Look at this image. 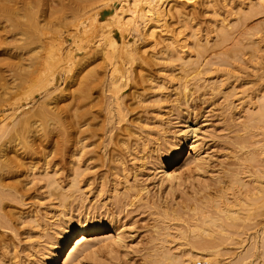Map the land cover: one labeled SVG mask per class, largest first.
Instances as JSON below:
<instances>
[{
  "label": "bare ground",
  "instance_id": "1",
  "mask_svg": "<svg viewBox=\"0 0 264 264\" xmlns=\"http://www.w3.org/2000/svg\"><path fill=\"white\" fill-rule=\"evenodd\" d=\"M239 2L233 20L227 12L236 8L222 9L220 0H0V264H118L142 213L166 222L144 240L155 251L144 264H222L217 253L228 234L240 249L229 264H264L257 218L264 204V89L236 99L237 85L213 72L228 74L245 62V41L233 30L264 4ZM206 13L216 15L210 31L199 27ZM231 39L234 54L225 46ZM158 70L170 71L169 78ZM204 89L223 98L218 112L210 109L229 130L230 161L214 164L206 144L215 123L203 104L200 118L193 116L192 101ZM150 98L167 104L141 114ZM46 143H54V156ZM229 180L230 206L222 203L224 191L198 199ZM176 191L189 195L176 201ZM182 206L190 211L173 233L170 220L183 217ZM246 228L254 230L244 238ZM172 236L189 246L173 251Z\"/></svg>",
  "mask_w": 264,
  "mask_h": 264
},
{
  "label": "rangeland",
  "instance_id": "2",
  "mask_svg": "<svg viewBox=\"0 0 264 264\" xmlns=\"http://www.w3.org/2000/svg\"><path fill=\"white\" fill-rule=\"evenodd\" d=\"M221 2H222V4H220V7L222 8V6H224L223 4L225 3L226 5L228 4V5H230L229 6V8L227 7V6H224V9H230V7H231V9L230 10H232V7H235L236 9H234L235 11H230V14H229V12H227L228 13V15H229V18L230 17H232L233 15H234V13H235V15H236V10H237V7H236V5L238 4L239 5V1H242V0H233V2H230V1H232V0H229V3H227V1H224V0H220ZM244 2L241 4V6H243V4H244V6H247L248 7V5H251V4H253V2H256L257 0H243ZM259 1H261V0H259ZM258 1V3L256 2V6H257V8H261V7H259V5L261 4V5H263L264 4V0L260 3ZM236 2V3H235ZM249 3H251V4H249ZM197 6H199V4H197ZM252 6V5H251ZM255 6V7H256ZM264 7V6H263ZM253 8H254V4H253ZM223 9V8H222ZM249 9H252L251 7L249 8ZM262 9V8H261ZM263 11L262 12H259L260 10L258 9V12H257V10H251L252 12H251V14H248V17L244 20V22L243 23H245V22H247V23H245L244 25H243V27H242V23H241V28L240 29H237L236 31H235V29L236 28H238V26L240 27V24L239 25H237V27L233 30V37H235L234 39H236V37H237V39H244V44H245V47L243 48L244 50L242 51V53H240L241 54V56H243V58H244V61L246 62H244L242 65L243 66H241L240 65V63H236V64H234V66L232 67V68H234V69H232L233 71H231V72H229L228 74H223V72L222 71H220V70H218V71H213V72H215L214 74H218V75H220L221 77L220 78H224V81L226 82V83H231V84H234L237 88V91H238V93H237V97H235L236 99L238 98V96H239V98L241 97V95L244 97V95H246L245 97L246 98H244V99H249V97L250 96H254L255 95V93L257 92V91H259L260 89H264V8L262 9ZM221 11H223V10H221ZM257 12V13H256ZM209 13H212V12H209ZM250 13V12H249ZM205 14V13H204ZM213 14V13H212ZM223 14H225V13H223ZM208 15V16H207ZM226 15V14H225ZM213 16H216L215 14L213 15ZM213 16H211L210 14H207L206 13V16L204 17L203 15H202V21H204L203 22V24H200L199 25V27L202 29H204V27H208V28H205V30L207 31V29H208V31H210V24H211V22H209L210 20H211V18L213 17ZM237 16V15H236ZM204 18V19H203ZM234 18H236L235 16L234 17H232L231 19H233L234 20ZM230 19V20H231ZM202 21H201V23H202ZM235 22V21H234ZM208 23H210L209 24V26H206V25H208ZM237 23V22H236ZM244 28H246V31H244V32H242L243 30H244ZM205 30H202L203 31V33H205ZM187 31H188V29H187ZM190 32V29H189V31H188V33ZM212 32H214L215 33V31H211V33L210 32H207L208 33V35H209V37L212 39L211 40V43L215 40V39H213L214 37H216V34H214L213 33V38H212ZM236 32V33H235ZM244 34V35H241L242 33ZM187 33V32H186ZM211 35H210V34ZM241 33V34H240ZM244 36V37H243ZM230 40L229 42H227V44L225 45L228 49V51H232V49H233V47H234V44L232 45V43L234 42L235 43V41L236 40ZM192 40V39H191ZM190 40V41H191ZM233 41V42H232ZM232 42V43H231ZM231 43V44H230ZM189 46V45H188ZM191 47V46H190ZM226 47L225 48H222V47H218V48H216V51H218L219 52V50H221L222 49V51L225 49L226 50ZM191 49V48H190ZM188 47H187V49H186V51H189L190 50ZM234 49H235V47H234ZM233 51H235V50H233ZM232 51V52H233ZM232 52H231V54L230 55H232ZM230 53V52H229ZM229 53L226 51V53L225 54H228L229 55ZM233 54H234V52H233ZM159 66H161V65H158V66H156L155 65V68H157L158 69V67ZM217 67V66H216ZM230 68V67H229ZM237 69V70H236ZM235 70V71H234ZM170 73V71H165V70H158V72H157V74L159 75V76H161L162 78L165 76L166 77V75H167V78H169L168 76L170 75L169 73ZM176 72H179V70H176ZM213 72H209L210 74H207V76H209V75H214L213 74ZM218 72V73H217ZM167 73V74H166ZM212 73V74H211ZM220 73V74H219ZM222 73V74H221ZM231 73V74H230ZM223 75V76H222ZM164 77V78H165ZM229 77V78H228ZM230 80H232V81H230ZM144 84H147V83H144ZM233 85V86H234ZM171 87V86H170ZM168 88L167 90L166 89H164L165 91H166V94L169 96V98L170 99H172V98H174L175 97V94L173 93V91H174V89L173 88ZM243 89H245V91L243 90ZM210 91L212 90V89H209ZM209 90H207V92L205 91V89L204 90H200V91H198V93H196V97L194 98V100L192 101V103H196V105L197 106H195V107H197L196 108V114L194 113V115L193 116H198L197 118L199 119L200 118V115H201V112L202 111H204V109L207 111V112H204L205 113V115H207V116H209L210 115V117H209V119H210V123L212 124V122L214 121V126L212 125V126H209L210 128V130H213L214 128H215V130H214V132H216V133H214L215 135V137L213 136V138H208L207 139V144H206V146L208 147V145L210 146L211 145V147L209 148V152H211L212 154H214L213 155V158H215V159H213V160H215L214 161V164H217V162H219V160H224L225 159V161H230V146H228L230 143L228 142L229 140V130L228 129H226L227 128V126H226V124L225 125H220V120H218L219 118V116L218 115H215V114H217V112H218V110H219V108L221 107V104L220 103H218L217 104V101L218 102H223V98L221 97V94H213V93H211V95L209 94ZM202 91V92H201ZM209 91V92H208ZM236 91V92H237ZM244 91V92H243ZM147 92V97L148 96H150V95H153L152 93H153V91L151 90V89H148L147 88V90H145V92L144 93H146ZM206 93V94H204V93ZM246 92V93H245ZM36 93H38V92H36ZM35 93V97H39V93L38 94H36ZM248 93V94H247ZM203 95V96H200V95ZM209 94V95H208ZM252 94V95H251ZM250 95V96H249ZM206 96H208L207 98L209 99L208 101L210 102V100H211V103H213L211 106H206V105H208L207 103H206V101L205 102H203V100H205L206 98ZM247 96H248V98H247ZM30 97V96H29ZM28 97V98H29ZM31 97H33V96H31ZM30 97V98H31ZM221 97V98H220ZM30 98L29 99H27V101L29 100L30 101ZM37 98H35V99H37ZM251 98V97H250ZM34 101V99L32 100V102ZM167 100H159V101H156L155 102V99L154 98H150L149 100H148V102H144L143 104H147V105H150V107H148V109H149V111L148 112H140L141 114L143 113V114H147L148 116H151V115H155L157 112L156 111H154L153 112V107L155 108V107H158L160 104L161 105H166L167 104V102H166ZM214 101V102H213ZM216 101V102H215ZM240 101V100H239ZM32 102L29 104V105H31L32 104ZM203 102V103H202ZM238 102V101H237ZM201 103V104H200ZM203 104V105H202ZM59 105H64V102L63 103H60ZM203 106V108L202 107H200V106ZM204 105H205V107H204ZM216 105V106H215ZM142 106H139V108H141ZM210 107H211V109L213 110V109H216V107L218 108V109H216L217 110V112H215L216 110H214V111H212L211 109H210ZM69 108V107H68ZM67 107L65 108V109H68ZM165 109H167V108H165ZM164 110V109H163ZM237 109H235V111H236ZM66 112V111H65ZM135 112V111H134ZM211 113V114H210ZM213 113V114H212ZM139 114V113H138ZM242 114H243V112H242ZM236 116H238V115H236ZM205 117H203V118H201V119H204ZM216 118H218V119H216ZM223 121V120H222ZM221 121V122H222ZM209 123V122H208ZM221 126H222V128H221ZM216 127H218V128H216ZM226 127V128H225ZM220 128V129H219ZM206 129H208V127L206 128ZM222 130H224V131H222ZM220 131H221V133H220ZM217 133H219L218 135H219V137L217 138ZM70 136V133L69 132H67V134H65V138H66V141L67 142H64V145L62 144V146L64 147H66V152H65V155H66V153H68L67 152V149L69 148V145H70V143L71 142H68V140H67V138ZM262 137H263V135H261ZM212 137V136H211ZM227 137V140L226 139H223V138H226ZM261 137V138H262ZM58 138H61V136H58ZM221 139V141H220V139ZM55 139H57V136H55ZM217 139H219V140H217ZM223 139V140H222ZM216 141V142H215ZM218 141H219V143H218ZM226 142H228V143H226ZM43 143H45V141L43 142ZM222 143V144H221ZM54 144V143H53ZM51 145V144H49V143H46V146H45V148H43V149H45V151H49V150H51V148H53V156L55 155L54 153H56V151L57 150H55V146L54 145ZM227 145V146H226ZM225 146V147H224ZM39 147L41 148V142H40V144H39ZM224 150V151H223ZM217 155V156H216ZM224 155V156H223ZM222 156V157H221ZM228 157V158H227ZM228 159V160H227ZM38 160H40V159H38ZM213 164V163H212ZM216 168V167H215ZM61 172H62V170H61ZM196 182V184H198V181H195ZM155 184V181L154 180H152V183H151V186H153ZM227 184H228V186H226V187H224L223 189L222 188H219L220 186L218 185V186H212V187H210V188H207L206 190H207V192H204V191H200L199 192V194H198V196H200V198L198 197V199L199 200H201V198H203V195L204 194H208L209 192L210 193H213V194H220V193H222L223 191H224V194L223 195H225L224 197H222V203L223 204H228L229 206H230V180L227 182ZM37 186V185H36ZM155 186V185H154ZM191 187H192V185L190 186H188L187 188H186V190L187 191H191L192 189H191ZM157 188V186H155V188L154 189H156ZM43 189L44 188H41V189H39V190H41V191H43ZM37 192V191H36ZM34 193H35V191H34ZM180 191H176L175 192V194H173V195H171V196H173V198H175L176 199V201L178 200H180V201H182L183 200V198H185L187 195H189V194H185V196H183V197H181L180 196ZM42 202H43V204H42ZM47 202H48V200L47 199H44V200H40L38 203H39V205H38V207L39 208H43L44 206H45V204H47ZM192 202V201H191ZM190 202V203H191ZM37 203V204H38ZM189 203V204H190ZM193 203V202H192ZM221 203V202H220ZM222 203L219 205V207L220 208H222ZM29 205V204H28ZM192 205V204H191ZM190 205V206H191ZM190 206H186V207H184V206H182V207H184L183 209H184V214H183V217L182 216H180V217H182V218H178V216H176L174 219H173V217L172 216H170V217H172V220H170V222H172V223H174L175 222V224L174 225H172V231H173V233H174V230H177L178 231V229H176L177 227H179V228H181V227H183L184 226V224H183V219H184V217H186V216H188V212L190 211V209H189V207ZM33 207V206H32ZM212 209V211H211V213L213 214V215H218L219 216V214L221 213V216H223L222 214V212H220L218 209V211L215 209V208H211ZM260 210H261V212H262V214L260 215V217H258L257 216V218L258 219H261L262 221H263V224H264V204L261 206V208H260ZM146 214L147 213H142V214H139V215H137L136 216V220H138L135 224H134V232H133V236L132 237H130L129 239H135L134 240V242L133 243H130L131 244V247L130 248H128L127 249V251H125V250H121L120 252H118V264H144V262H145V260L147 259V257H148V255H149V253L151 254V253H155V251L153 252V249H150V248H145V245H147V246H150L151 244H153V243H148V244H146V241L144 242V240L147 238V235H148V233L153 229L154 231L156 230V229H159V228H161L162 227V224L164 225L166 222H162V221H160L159 219V222H158V220H157V218H156V214H154V215H148V216H146ZM145 217V218H144ZM254 218H256L254 215H252L251 216V219L249 220V222H246V224L248 223H250V224H252L255 220H254ZM168 220V219H167ZM154 224H157V225H154ZM177 224L179 225V226H177ZM159 225V228H156V226H158ZM176 225V226H175ZM206 225V224H205ZM209 227V229L210 228H212V229H210L211 231L212 230H216V228L218 229V225H206V227ZM156 228V229H155ZM163 228V227H162ZM174 228V229H173ZM184 228V227H183ZM182 229V228H181ZM153 230L151 231V234L152 233H154L153 232ZM253 228H246V230H245V233H244V235H243V237L244 238H246V237H248L249 235H250V233H252L253 232ZM177 231H175V232H177ZM217 231V230H216ZM230 234H228V235H226L225 236V239H227L225 242H224V249H222L219 253H217V259H219L220 260V262L222 263V264H229L230 263V260L233 258V256L236 254V251L238 252V251H240V249H237V248H235V246H234V242L233 243H230V236H229ZM229 236V237H228ZM175 237H177V236H172L171 238L173 239V240H170V242H168V246H170L171 247V249L173 250V251H175V252H182L183 251V249L184 248H187L188 246H189V244H187V238H184V237H177V238H175ZM234 237H235V240L236 239H238L239 237H238V235H234ZM175 238V239H174ZM234 240V241H235ZM137 241V242H136ZM157 244H162L161 242H157ZM152 246V245H151ZM155 247V246H154ZM154 247H151V248H154ZM156 248V247H155ZM155 248H154V250H155ZM148 249V250H147ZM150 249V250H149ZM149 251V252H148ZM104 260L105 261H108V260H110L109 259V257H107V255H104ZM153 264H155V262H152ZM151 263V264H152ZM165 264H172V263H170V262H168V261H166V262H164ZM164 263H161V264H164ZM199 263H201V264H205L204 263V261L203 262H201V261H199L198 262V259H194V260H192V262H191V264H199ZM160 264V263H159ZM174 264V263H173Z\"/></svg>",
  "mask_w": 264,
  "mask_h": 264
}]
</instances>
